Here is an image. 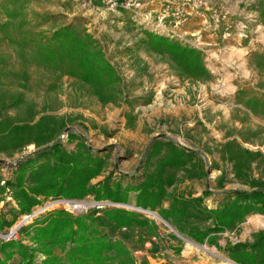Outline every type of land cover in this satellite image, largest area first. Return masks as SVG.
Here are the masks:
<instances>
[{
    "label": "rangeland",
    "instance_id": "obj_1",
    "mask_svg": "<svg viewBox=\"0 0 264 264\" xmlns=\"http://www.w3.org/2000/svg\"><path fill=\"white\" fill-rule=\"evenodd\" d=\"M97 5L98 1L85 0H0V242L21 240L35 246L20 232L21 226L48 211L62 210L73 217L89 212L94 217L87 216L88 225L121 243L129 256L125 260L111 251L104 264H241L229 248L251 243L264 233V213L249 212L223 232L208 230L214 225L212 210L228 203L233 189H251L264 181V111L260 102L256 111L246 105L250 98H264V48L256 38L252 46L251 35L239 45L231 39L238 32L235 24L252 16L264 25V0L151 3L154 24L157 16L166 14L164 20L178 22L184 36L199 31L224 61L206 59L198 48L155 30L151 22L144 24L128 12ZM65 26L88 36L90 48L101 53L115 74L111 86L88 82L72 63L47 55L43 47L54 31ZM227 32L230 37L224 39ZM168 43L193 53L184 57L171 51ZM233 44L236 47L229 46ZM229 52L236 66H227ZM137 118L142 121V139L134 136ZM194 125H201L205 138L198 136ZM58 137L67 150L82 143L104 158L89 183H99L108 175L112 182L116 177H139L138 169L157 170L147 174L164 181L165 194L159 202L169 198L167 209L146 208L159 217L129 201L95 199L88 193L82 198L49 196L21 213L13 185L6 181H14L18 163L37 148V142L47 145ZM172 145L183 152L181 164H164ZM164 175H170V181ZM185 177L202 184L198 193L190 196L193 189H178ZM58 199L106 203L103 208L72 209ZM174 200L177 207L186 202L184 215L170 213ZM110 207H124L145 217L146 225L116 227L104 216L103 210ZM164 213L170 216L164 218ZM195 232L207 233L198 242L192 238ZM70 246L56 247L54 253L64 259ZM43 257L35 253L36 261ZM19 260L14 254L8 264Z\"/></svg>",
    "mask_w": 264,
    "mask_h": 264
},
{
    "label": "trees",
    "instance_id": "obj_2",
    "mask_svg": "<svg viewBox=\"0 0 264 264\" xmlns=\"http://www.w3.org/2000/svg\"><path fill=\"white\" fill-rule=\"evenodd\" d=\"M72 29L73 26H65L52 33L51 40L43 47L47 55L53 58L58 56L60 60L72 63L88 82L111 86L116 81L112 68L100 52L90 48L88 36L81 37ZM166 45L184 57L193 53L173 43ZM259 102L264 111V98H250L246 105L251 111H256ZM36 144L37 148L18 163L14 181H6L13 185V197L21 213L29 212L49 196L82 198L93 193L95 199L109 198L125 202L128 190L134 189L138 190L137 205L147 208L154 207L165 194L164 181L157 175L147 174L133 187H123L119 181L112 182L110 175L99 183H89L99 173L104 158L95 155L88 145L81 143L76 149L67 150L60 140L42 146H39L40 142ZM170 150L172 154L164 159V164H181L183 152L173 145ZM253 186L251 189H233L232 199L212 210L214 225L208 233L223 232L235 227L249 212L264 213V181ZM177 202L174 200L170 213L184 215L186 202L180 201L181 207H177ZM103 211L104 216L112 220L116 227L130 226L132 223L146 225L145 217L137 216L124 207H110ZM90 215L88 212L73 217L62 210H54L34 218L27 225L21 226L20 232L33 241L35 246H28L21 240L0 242V264H8L14 254L20 257L19 264H104L111 251L115 257L125 256L127 260L129 256L121 243L112 242L88 225L87 216ZM162 216L168 218L170 214L164 213ZM205 233L195 232L192 238L201 242ZM66 243L71 246L65 251L63 259L54 253V248ZM229 249V253L234 259H239L241 264H264V233H259L251 243H238ZM36 252L44 256L40 261L35 260ZM257 257L258 262L255 261ZM121 262L124 263L123 260Z\"/></svg>",
    "mask_w": 264,
    "mask_h": 264
},
{
    "label": "built area",
    "instance_id": "obj_3",
    "mask_svg": "<svg viewBox=\"0 0 264 264\" xmlns=\"http://www.w3.org/2000/svg\"><path fill=\"white\" fill-rule=\"evenodd\" d=\"M85 1L90 2V3H93L94 1H98L97 6H101L108 11L128 12L132 16V18L139 19L144 24H145V22L153 23V18L151 17V14H150V12H151L150 6H151V3L153 2V0H85ZM165 15L166 14H160V16H157L158 18H157L156 23L155 24L153 23L155 30L158 29V31H161V33L167 34L170 37H175L176 39H182V41H183L182 44L187 45L190 48H196V49L198 48V50L202 54H206V59H208V57H212L214 60L224 61L222 59L223 56L221 57V55L217 54L216 51H211V49L209 47V46H211V44L209 42L203 41V39L201 37L202 34L200 35L199 31H197V34L192 33L189 36H184L182 34V32L179 31V29L177 27L178 22H176V23H173V22L171 23L168 21L166 22V20H164ZM185 19H187V18H185ZM185 19H183V21ZM257 21H258V19L255 18V16H252L251 19H248L245 22H239L238 24H235L236 26L238 25V32H236L234 37H232L231 39L239 45V43L241 42V39H243L247 35H251L250 40L252 38H256V40L258 41L256 43H258V44L260 43L261 47L264 48V25L261 22H257ZM205 22H206V18L204 17L202 23H205ZM195 35H197V37H195ZM229 35H230V33H228V32L224 33L223 38L229 39V38H227V37H230ZM234 44L229 45V46L234 48V47H236V45H234ZM250 44L255 47V40L252 39ZM228 59H230V61H227L228 62L227 66L230 65L229 63H231V65L235 64V66H236L237 60L235 61L233 59V53L229 52ZM231 94H225V95H231ZM58 201L61 203H66L67 205H69L70 207L75 208V209H78L80 206H84L85 208H87L88 206H94L95 208H103V206L106 203V202H101V201H92L91 203H88V201H87V203H83L80 206H76V205H74L75 203L80 204V202H83V201L65 200V199H58ZM71 202H72L73 206H71ZM139 209L142 212H149V213H152L156 216H159V214H157L156 212L147 210L146 208L144 209V208L140 207ZM114 238H116V237H114ZM187 245H191V246L196 245L198 247L200 246V245L195 244L194 242H191V241H189V243ZM208 251L211 253L210 250H208Z\"/></svg>",
    "mask_w": 264,
    "mask_h": 264
},
{
    "label": "crops",
    "instance_id": "obj_4",
    "mask_svg": "<svg viewBox=\"0 0 264 264\" xmlns=\"http://www.w3.org/2000/svg\"><path fill=\"white\" fill-rule=\"evenodd\" d=\"M191 112H193L194 113V111L193 110H191ZM186 114L188 115V116H190V114L191 113H187L186 112ZM134 123L136 124L135 125V130H134V136L136 137V138H138V139H142V138H144L145 137V134H143L142 132H141V129H142V121H141V119H139V118H137L135 121H134ZM194 126H196L195 127V129H196V131L198 132V136H202L203 138H205L204 136V132H200V127H201V125H194ZM165 132H166V130H165ZM160 138H162V139H164L163 137H160ZM123 172H125V173H128V172H126V171H123ZM146 172V173H145ZM157 172V170H154L153 168H151V169H138L137 171H136V173H137V175H139V177H134V175H133V177H126V176H124V177H122V178H119V177H116V179H117V181H120L121 183H122V185L124 186V185H134V184H137V183H139L141 180H142V178L144 177V175L145 174H147V173H151V174H155ZM134 173V172H133ZM132 173V174H133ZM163 173V172H162ZM144 174V175H143ZM128 175V174H127ZM115 176V175H114ZM164 176H167V177H165L167 180H169V176L170 175H164ZM194 180V178L192 177L190 180L187 178V177H185L184 178V180L179 184L180 186H178V189H185V190H187V189H193V191L192 192H190V196L192 195V194H195V193H198L197 191L201 188V183H196L195 181L194 182H192ZM175 181V180H174ZM174 183H176V181L174 182ZM174 183H172V184H174ZM172 184H170V186L172 185ZM167 188H169V187H167ZM225 187H221V189H224ZM136 190H131V191H129L128 193V197H127V200L126 201H129L130 203H134L135 205H137V203H136ZM131 194H133V195H131ZM227 194V192L225 191L222 195H226ZM184 195H188L187 194V192H185L184 193ZM169 202H170V200H169V198H162V200L160 201V202H158L154 207H148L149 209H160V210H166L167 209V207H168V204H169ZM131 206V205H130ZM132 207H134V206H132ZM143 208V207H142ZM235 264H240V263H235Z\"/></svg>",
    "mask_w": 264,
    "mask_h": 264
},
{
    "label": "bare ground",
    "instance_id": "obj_5",
    "mask_svg": "<svg viewBox=\"0 0 264 264\" xmlns=\"http://www.w3.org/2000/svg\"><path fill=\"white\" fill-rule=\"evenodd\" d=\"M81 204H83V202H80V204H78V203H75L74 205H76V206H80ZM71 206H73L72 205V202H71ZM135 207V206H134ZM138 208V207H137ZM73 209V208H72ZM152 211V210H151ZM189 243V241H187V244ZM199 248H201V249H203V250H206V247L204 246V247H202V246H200ZM223 258V257H222Z\"/></svg>",
    "mask_w": 264,
    "mask_h": 264
},
{
    "label": "water",
    "instance_id": "obj_6",
    "mask_svg": "<svg viewBox=\"0 0 264 264\" xmlns=\"http://www.w3.org/2000/svg\"><path fill=\"white\" fill-rule=\"evenodd\" d=\"M65 130H66V129H65ZM65 130H64V131H65ZM59 139H60V138L58 137V139H57V140H59Z\"/></svg>",
    "mask_w": 264,
    "mask_h": 264
}]
</instances>
